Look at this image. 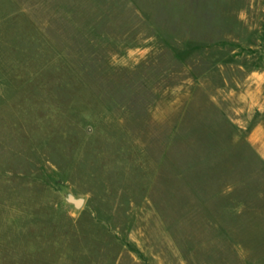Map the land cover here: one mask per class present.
Here are the masks:
<instances>
[{"label": "rangeland", "instance_id": "1", "mask_svg": "<svg viewBox=\"0 0 264 264\" xmlns=\"http://www.w3.org/2000/svg\"><path fill=\"white\" fill-rule=\"evenodd\" d=\"M263 47L264 0H0V264H264Z\"/></svg>", "mask_w": 264, "mask_h": 264}, {"label": "water", "instance_id": "2", "mask_svg": "<svg viewBox=\"0 0 264 264\" xmlns=\"http://www.w3.org/2000/svg\"><path fill=\"white\" fill-rule=\"evenodd\" d=\"M261 62L264 64V47L260 50ZM63 201L72 206L75 211H80L85 204L84 196L75 195L71 191L64 189L62 193Z\"/></svg>", "mask_w": 264, "mask_h": 264}, {"label": "crops", "instance_id": "3", "mask_svg": "<svg viewBox=\"0 0 264 264\" xmlns=\"http://www.w3.org/2000/svg\"><path fill=\"white\" fill-rule=\"evenodd\" d=\"M13 88H10V95H9V101L12 102L14 96L13 94ZM9 102V103H10ZM251 142L252 146L255 150V152L258 154L259 158L264 162V132H254L251 136Z\"/></svg>", "mask_w": 264, "mask_h": 264}]
</instances>
